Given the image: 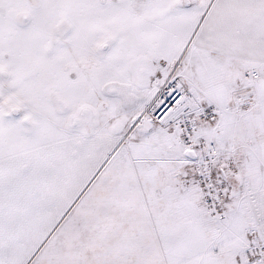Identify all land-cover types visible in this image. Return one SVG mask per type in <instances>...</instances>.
<instances>
[{
  "label": "snow or ice",
  "instance_id": "6c2138e0",
  "mask_svg": "<svg viewBox=\"0 0 264 264\" xmlns=\"http://www.w3.org/2000/svg\"><path fill=\"white\" fill-rule=\"evenodd\" d=\"M0 264H264V0H0Z\"/></svg>",
  "mask_w": 264,
  "mask_h": 264
}]
</instances>
